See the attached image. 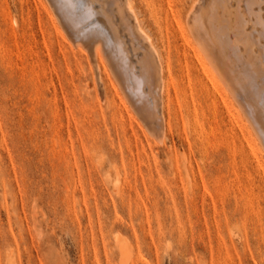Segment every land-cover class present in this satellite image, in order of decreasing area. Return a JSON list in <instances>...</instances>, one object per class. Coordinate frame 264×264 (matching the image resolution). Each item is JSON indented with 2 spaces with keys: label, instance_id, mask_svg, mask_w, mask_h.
Wrapping results in <instances>:
<instances>
[{
  "label": "rangeland",
  "instance_id": "rangeland-1",
  "mask_svg": "<svg viewBox=\"0 0 264 264\" xmlns=\"http://www.w3.org/2000/svg\"><path fill=\"white\" fill-rule=\"evenodd\" d=\"M157 1L133 4L165 53V135L109 71L100 94L88 60L54 32L48 0H0V264H264V150L243 148L215 69L194 64V3Z\"/></svg>",
  "mask_w": 264,
  "mask_h": 264
},
{
  "label": "bare ground",
  "instance_id": "bare-ground-1",
  "mask_svg": "<svg viewBox=\"0 0 264 264\" xmlns=\"http://www.w3.org/2000/svg\"><path fill=\"white\" fill-rule=\"evenodd\" d=\"M161 1L163 2V0ZM168 1L169 0H167V2ZM182 1L183 0H181L180 2ZM48 2L55 15V18L50 15V17H52L51 24H53L54 32H56V34L60 36L64 41L66 42L69 41V45L71 44L70 46L76 47L77 49L76 48L75 49L78 50L80 56L81 57L84 56L85 59L88 60L91 73L95 79L94 82L95 84L98 85L97 86L98 88L96 89L100 92V94L106 95L107 93H109L107 92L109 87L106 85L107 83H105L107 81L104 82V80H102L104 76L101 77V75H103L101 73H104V75L106 74V76L107 75L109 76L110 75L109 72H110L114 80H116L115 82L118 83L116 85L120 86L121 88L120 92L123 91L121 93L125 94V97L128 99V103L131 104L132 106L131 108H134L138 112L139 116L143 119L147 127L150 128L151 132L153 131L155 135H157V133H162L163 129H166L164 128V126H166L165 118H164V114L166 115V113H164V109H166L165 107L169 109V103L166 105V103L164 102L166 100V97H164V94L166 93L165 91L168 90L167 88L169 85V84L167 85L165 81L166 79H164L165 70L163 72V66H164L163 63L166 61H163L162 57H165L164 56L165 53L162 51L163 52V56H162L161 54L162 52H160L162 49L159 51V49L157 48L158 43L156 45L154 43L155 41L153 42V39H152L153 35L152 34L149 35L148 31L145 29L146 27L144 28V25H142V22L144 21L141 20V18H139L138 13L140 11H138L137 13V10H139V8L138 7L135 8L136 7L134 5L135 0H134V4H133V0H48ZM173 2H176V1L173 0ZM178 2L173 3V4H178ZM190 2H191L190 3L191 5L192 3L194 4L192 5V8L189 12L188 22L190 23L189 24L190 30L193 36L192 39L194 38V41H195L194 42L195 45H193L190 48L191 50H194L195 63L194 62H191V63L198 65V67L199 65L202 66L204 70V72L203 71L202 72L204 74H208L207 73L208 69L205 67V65L207 64H210L213 70L215 69L216 71L215 75L216 74L218 75L215 80L217 85L215 84V81L214 82L212 81L211 85L214 86V88L213 87L212 88L215 89L216 92L217 91L221 92L219 91V88L223 91L222 92L223 94L220 93V96L217 94V97L219 96L220 99L222 100V103L225 105V107H227L228 110L226 108L225 109L228 111V113L230 114L229 116H231L232 118L231 122H233V125H234L233 128H235L236 126L240 134L242 135V136H239V138L242 137L241 140L243 141L242 142L243 148L245 149L248 148L250 152L255 156V158L259 159L257 153L259 151L264 150V0H195V2H192L190 0ZM159 4L162 5L161 2H159ZM186 4L187 2L183 5H186ZM150 5L152 4H149L148 6ZM189 7L191 6L189 5ZM156 8H159L157 7V4H156ZM163 8H166V7H163ZM151 10L153 11L152 8ZM172 10L175 11L174 8ZM182 10L184 11V9ZM161 11H164V9ZM154 12L156 11H153L152 13ZM166 12L171 14V12H168V11ZM187 12L185 14H187ZM159 13L162 14L163 12L159 11ZM175 13L177 14V12ZM172 14H174V12ZM50 17L48 18L50 19ZM160 17L162 18V16ZM160 17L158 16L159 19ZM173 17L171 18L173 19ZM177 17L179 16L177 15ZM166 18L168 19V17ZM155 20H157V18ZM158 21H161V19L157 20L156 22L158 23ZM170 22H172V20ZM184 23H186V19ZM169 25L171 26L172 24H167V29H169L168 28ZM159 27H162V25ZM186 28H189V27H186ZM163 29L165 30V26ZM160 30L162 31V29ZM174 31L175 30H173V32ZM176 32L178 33V30H176ZM172 34L176 35V33H172ZM182 34L180 35L182 36ZM58 36L57 38H60ZM184 36H182L183 37L182 39H184ZM183 41L185 42V40ZM167 48H169V45L167 46ZM185 48L186 49L189 48V44H188V47H185ZM165 52H167L166 49H165ZM166 56H168V54ZM166 59H169V58H166ZM171 59H172V56H171ZM67 62L68 61H66V63ZM170 67H172V64ZM166 70L167 71L169 70V65H168V69ZM170 71L171 70H169V72ZM193 72L196 73L195 71ZM198 73L199 72H197V74ZM200 75L198 74L196 79L198 77L200 78ZM192 77H194V74ZM206 77H208V75H206ZM208 78H206V80H208ZM110 79L111 78H109V80ZM213 79L214 77L211 80ZM167 80L169 81V79ZM199 82L201 83V81ZM109 83L111 86V90L118 93V91L116 90L115 84L113 82H109ZM205 86L207 85H204V87ZM118 90H119V87H118ZM169 90H171V88ZM196 90L198 91L199 89L196 88ZM212 91L213 90H211L210 92ZM204 93L206 94V90ZM205 94H204V97H205ZM215 94L216 93H214V95ZM165 96H167V93ZM202 96L203 95H201V98ZM113 97H111L112 100H113ZM230 97H232L233 101L236 102L238 105L237 108L239 110L237 111V114H232L231 113L232 111L229 109L231 106L229 107L228 106L229 104L227 102L230 99ZM210 98H213V97H210ZM170 100L171 99L169 97V101ZM214 100L216 99L214 98ZM216 104H217L216 101H213L215 110L217 109ZM223 104H222V108L224 107ZM110 106H111V103H110ZM122 106L125 108L124 105ZM208 107L211 108V104ZM203 109L201 113L204 112ZM126 111L127 110H125V112ZM227 111H226V114H227ZM171 112H175V111H171ZM213 113H215L216 115L215 111ZM168 114L169 113H167V116H169ZM199 114L200 113L197 112L196 118H198ZM116 115L117 114L115 113L114 116ZM188 116H190V119H192L191 114ZM127 119H130V118L127 117ZM229 120L230 119H228V122ZM196 121H198V119ZM234 134L233 135L231 134V135L234 136ZM154 137H157V136H154ZM228 138H229V135H228ZM163 142L165 143V141ZM239 145L242 147L241 144ZM231 149L233 148L231 147ZM261 158L264 159L263 156ZM255 161L256 160H254L253 162ZM257 162H258V168L263 170V173H264V165L261 163V160H257ZM187 174L188 176L190 175L189 173ZM123 201L121 203L122 205H123ZM117 245H118V251L119 249H121L122 255L125 256V254L127 253L123 250V248H121L122 245H120L119 239L117 240Z\"/></svg>",
  "mask_w": 264,
  "mask_h": 264
}]
</instances>
